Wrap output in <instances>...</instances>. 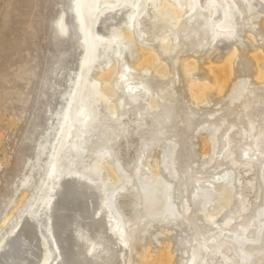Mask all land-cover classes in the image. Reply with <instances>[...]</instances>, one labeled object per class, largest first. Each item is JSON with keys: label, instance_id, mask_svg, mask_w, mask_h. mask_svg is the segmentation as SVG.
Returning <instances> with one entry per match:
<instances>
[{"label": "rangeland", "instance_id": "1", "mask_svg": "<svg viewBox=\"0 0 264 264\" xmlns=\"http://www.w3.org/2000/svg\"><path fill=\"white\" fill-rule=\"evenodd\" d=\"M207 1L199 0L203 6ZM72 3L73 0H0V238L30 208L46 181L49 155L57 142L58 121L69 107V94L81 68V31L71 10ZM148 11L140 16V28L146 33L132 39L135 48L146 46L161 52L158 40L151 35L154 25L159 32L177 35L172 50L161 56L170 72L166 77L138 72L139 78L143 75L141 79L157 94L161 108L148 109L143 91L135 103L122 95L124 104L119 106L118 114L121 122L128 125L127 138L117 140L114 118L101 106V120L84 143L85 163L103 151L113 169L123 166L120 169L125 173L120 174L121 178L127 180L128 176L134 181V185H120L114 203L123 226L121 242L126 245L123 263L145 264L141 255L147 251L150 264H161L166 258L168 264H186L194 249H209L222 241L235 252L242 232L247 234L248 248H264V215L260 214L264 209V154L244 152L249 140L238 132L246 129V114L256 119L264 112V81L258 73L264 72V0H232L231 31L224 36L213 35L202 16L185 17L171 28L151 5ZM207 14L205 10L204 15ZM124 17L123 11L107 14L98 22L96 31L106 35L115 26V33L120 34L125 31ZM60 18L66 25L64 32L58 25ZM235 51L233 73L223 91L212 88L206 92L205 102L195 104L186 80L211 83L208 67L221 65ZM257 53L263 59L257 60ZM122 58L125 61V51ZM112 59V54L101 53L93 62L90 75L100 74ZM190 59H194L196 68L184 73L182 61ZM240 80L248 82L247 90L238 85ZM161 88L174 95L160 100ZM245 99L253 104L243 110L240 103ZM228 136L234 139L227 152L230 155L220 150ZM211 140L215 150L213 146L209 151ZM154 160H163L158 179L171 186L167 195L177 209L172 220L151 219L144 214L142 204L135 206L140 203L135 190L141 181L137 180L141 179V172L149 178L153 170L157 171L151 169ZM165 161H169L172 175L163 169ZM223 173L233 177L229 186L232 199L221 208L211 226L204 218L211 208L207 204V211L202 209L208 200L204 197L201 202L199 198L205 188L216 192ZM243 201L245 211L240 206ZM217 211L214 204L212 212ZM71 253L73 263L85 254Z\"/></svg>", "mask_w": 264, "mask_h": 264}, {"label": "bare ground", "instance_id": "2", "mask_svg": "<svg viewBox=\"0 0 264 264\" xmlns=\"http://www.w3.org/2000/svg\"><path fill=\"white\" fill-rule=\"evenodd\" d=\"M243 1L247 3L249 0ZM231 2L232 0H208L203 6L199 0H73L71 10L81 31V48L84 55L81 68L69 94L67 102L69 107L60 115L58 121L57 142L49 155L46 181L36 192L30 208L22 213L10 227L9 232L0 238V264H124L123 255L126 245L121 242L123 226L114 203H116L115 196L120 191V185H134V181L128 176L127 180L121 178L120 174L125 173L122 171L123 166L113 169L107 164L106 160L109 157L103 151L96 152L91 161L85 163L84 143L88 140L86 136L90 135V130L97 127L96 123L101 113L100 107L103 106L114 118L116 134H119L117 140L127 138L128 125L121 122L120 114H118L119 106L124 104L122 95L135 103L139 92L143 91L145 106L148 109L161 108L156 98L157 94L151 89L149 83L142 80L143 75L139 78L138 72L143 74L151 72L158 78L166 77L170 72L166 61L161 59V56L172 50V42L175 43L177 35L172 37V34L159 32L154 25L150 29L151 35L158 40L161 52L146 46L135 48L132 39L138 34L143 36L146 33L145 29L140 28L139 22L141 15L149 13V5L153 12L165 20L171 28H175L185 17L189 16L193 19L196 16H202L205 25L211 28L209 31L213 35L224 36L231 31ZM217 9L220 12L219 17L216 15ZM205 10L207 15H204ZM114 11L124 12L125 17L122 23L125 31L116 34V27L111 26L108 34L101 35L96 31L98 22ZM214 15H216L215 18H213ZM59 20L61 21L62 18ZM60 21L59 28L64 32L65 22L61 21L62 24H59ZM123 50L125 61L122 58ZM101 53L112 54L113 59L106 63L104 69L101 68L100 74L91 76L93 62L99 59ZM236 57L235 51L221 65L208 67V72L212 74L211 83L200 81L191 83V80H186L189 95L195 104L205 102L206 92L212 88L218 92L223 91L233 73ZM255 58L263 59L260 53L255 54ZM129 59L134 62L130 63ZM177 60L178 58L176 62ZM195 64L194 59L183 60L184 73H192L196 68ZM258 73L264 81V72ZM247 84L248 82L244 80L238 82V85L244 88L243 90H247ZM236 87L235 85L234 89ZM158 94L161 95L160 100L169 99L174 95H169L165 88H161ZM230 96L233 98L234 93ZM239 96L238 91L237 97ZM257 99V101L260 100V98ZM240 104L244 110L249 109L253 103L252 100L245 99ZM245 117L246 129L240 128L238 131L242 137L249 140L248 149L244 152L251 150L252 153L262 155L264 154V112L259 113L256 119L249 114ZM214 143L211 140V144H208L209 151H212ZM233 143L234 139L228 136L220 150L227 153ZM161 162L154 160V165L150 167L157 171L153 170L151 177L148 178L141 172V179L137 180L138 183L141 181V186L135 190V193L139 194L140 203H135V206L142 204L144 214L151 219L172 220L177 215V209L167 195L170 193L171 186H166L165 182L158 179ZM167 162L169 161L163 163V169L172 175ZM141 167H144L142 163ZM119 170L121 171L117 174ZM219 178L224 182L222 181L216 192L205 188L201 191L199 198L201 202L204 201V197L208 200V203H203L202 209L207 211L208 205L211 208L210 213L204 214L206 222L211 226L215 224V216L221 208L228 206L232 199L233 190L229 186L233 177L223 173ZM194 190V192L198 191L196 188ZM133 201H136L135 198ZM214 204L217 205L218 210L215 213L212 212ZM240 206L243 211L247 210L244 201ZM260 214L264 215V209ZM242 233L235 252H232V248L222 241L215 243L217 246L214 245L215 247L209 249L202 247L194 249L186 264H264V248H248V240L245 237L247 234ZM71 236H73L72 239ZM230 238H224V240H230ZM258 240L259 238L256 239ZM81 251L85 253L84 256H78L73 263L71 252L78 254ZM150 258L147 251L141 255L142 263L150 264ZM167 261L166 258L161 264H168Z\"/></svg>", "mask_w": 264, "mask_h": 264}]
</instances>
